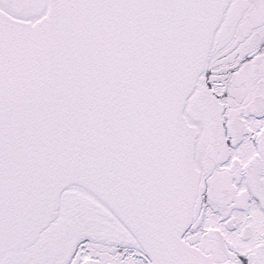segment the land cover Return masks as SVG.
I'll list each match as a JSON object with an SVG mask.
<instances>
[{
	"label": "snow or ice",
	"instance_id": "snow-or-ice-1",
	"mask_svg": "<svg viewBox=\"0 0 264 264\" xmlns=\"http://www.w3.org/2000/svg\"><path fill=\"white\" fill-rule=\"evenodd\" d=\"M0 264H264V0H0Z\"/></svg>",
	"mask_w": 264,
	"mask_h": 264
}]
</instances>
